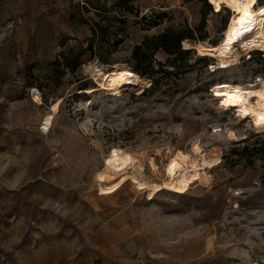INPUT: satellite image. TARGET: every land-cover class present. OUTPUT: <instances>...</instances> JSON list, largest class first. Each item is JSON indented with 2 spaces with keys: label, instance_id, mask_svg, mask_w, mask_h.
Wrapping results in <instances>:
<instances>
[{
  "label": "rangeland",
  "instance_id": "374dc122",
  "mask_svg": "<svg viewBox=\"0 0 264 264\" xmlns=\"http://www.w3.org/2000/svg\"><path fill=\"white\" fill-rule=\"evenodd\" d=\"M88 5L80 37L61 38L53 58L11 74L0 110V264H57L41 258H56L59 247L60 264H264V120H241L212 94L217 82L264 80V57L233 36L236 14L208 0ZM225 24L232 40L222 43ZM167 29L190 30L193 38L180 40L188 53L152 52V36ZM136 47L150 78L131 68ZM106 66L136 73L140 88L114 96L95 79ZM175 149L219 161L182 193L148 197L130 179L100 193L95 175L108 155L136 156L158 183Z\"/></svg>",
  "mask_w": 264,
  "mask_h": 264
},
{
  "label": "bare ground",
  "instance_id": "6f19581e",
  "mask_svg": "<svg viewBox=\"0 0 264 264\" xmlns=\"http://www.w3.org/2000/svg\"><path fill=\"white\" fill-rule=\"evenodd\" d=\"M208 2L215 12L227 7L236 14L234 36L238 45L242 44L244 47L250 44L255 47L254 49H262L264 52V17L253 11L256 0H235V5L231 3V0H208ZM189 46L188 41L183 42V48ZM235 52L237 55L242 54L241 50ZM218 66L221 65L218 64ZM95 79L102 88L107 86L114 96L119 95L120 88L124 86L140 88L135 74L114 66L97 69ZM212 92L218 99L219 107L230 110L239 119L264 120V80L261 77L241 84L229 81L217 82L213 85ZM56 108V103H52V113L42 122L44 131L50 128ZM232 135L233 133L230 132L229 136ZM103 161V169L95 175L101 194L114 192L126 179H130L137 189L146 191L147 196L151 197L160 189L184 192L191 182L197 180L198 170L217 165L219 156L204 150L196 155H190L180 149L169 150L166 153L163 175L158 183L144 177L141 163L132 154L113 153L105 157ZM154 163L150 159L152 171L157 169Z\"/></svg>",
  "mask_w": 264,
  "mask_h": 264
},
{
  "label": "crops",
  "instance_id": "0c3cea01",
  "mask_svg": "<svg viewBox=\"0 0 264 264\" xmlns=\"http://www.w3.org/2000/svg\"><path fill=\"white\" fill-rule=\"evenodd\" d=\"M79 1L88 7L100 0H0V110L11 100L9 86L15 83L11 76L15 69L53 58L61 38L83 34ZM26 100L39 106L31 97ZM58 251L56 258L42 257L41 261L55 259L60 264L65 252L62 247Z\"/></svg>",
  "mask_w": 264,
  "mask_h": 264
},
{
  "label": "trees",
  "instance_id": "16d2710c",
  "mask_svg": "<svg viewBox=\"0 0 264 264\" xmlns=\"http://www.w3.org/2000/svg\"><path fill=\"white\" fill-rule=\"evenodd\" d=\"M231 3L233 5H235V0H231ZM258 3L259 4L264 3V1H260ZM258 10H256L257 14L264 17V6L258 7ZM226 24H228L227 21H226ZM226 24L223 27V28L226 27V34L224 35L223 39H221L222 43H227L230 40H232L231 39L232 35L228 36V32L230 33V31H231L230 24H229L228 28H227ZM232 28H233V36H234V33H235V22H234ZM184 37L192 39L193 35L191 34L190 30H188L186 32V34H182V33H178V32H172L169 29H167L164 32H161V33H159L157 35H154V36H152V39H153V42H154V44L151 46L152 52H154L158 48H161V49H163L165 52H167L169 54H171V53H184V54L188 53L189 49H181L180 48V40L182 38H184ZM235 39H236V37H235ZM170 45H172V46H170ZM205 49L209 50L210 48L207 47ZM232 49H233V46L227 45L226 49H225V51H223V53L225 55H230L232 53ZM208 52L203 50V53H205V54L208 53ZM143 53H144V50L140 51L139 47H136L133 50L132 58L134 60V64L132 65L131 68L134 71H136L137 73H139L141 75H145V76L150 78L151 76H153L154 69L149 63H145V61L143 60V58H144L143 57Z\"/></svg>",
  "mask_w": 264,
  "mask_h": 264
},
{
  "label": "built area",
  "instance_id": "2783aa9c",
  "mask_svg": "<svg viewBox=\"0 0 264 264\" xmlns=\"http://www.w3.org/2000/svg\"><path fill=\"white\" fill-rule=\"evenodd\" d=\"M82 6L86 7L87 4H86L84 1H79V7H80V8H78V9L80 10V11H79V14L81 13L82 15H84V12H83L82 9H81ZM251 50H252V49H251ZM251 50H250V51H251ZM254 50L260 51V50H262V49H254ZM246 55L249 56V52H247ZM261 55L264 57V54H261Z\"/></svg>",
  "mask_w": 264,
  "mask_h": 264
}]
</instances>
